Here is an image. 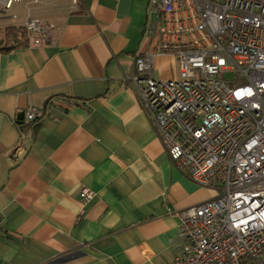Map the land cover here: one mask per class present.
<instances>
[{"label":"crops","instance_id":"1","mask_svg":"<svg viewBox=\"0 0 264 264\" xmlns=\"http://www.w3.org/2000/svg\"><path fill=\"white\" fill-rule=\"evenodd\" d=\"M147 5L54 0L53 43L0 51V264H170L180 212L213 197L171 162L138 101L136 53L156 50L142 41ZM13 16L0 44L24 23ZM153 76L178 78L176 58L155 54ZM28 107L41 121L24 130Z\"/></svg>","mask_w":264,"mask_h":264},{"label":"built area","instance_id":"2","mask_svg":"<svg viewBox=\"0 0 264 264\" xmlns=\"http://www.w3.org/2000/svg\"><path fill=\"white\" fill-rule=\"evenodd\" d=\"M53 2L0 0V11L21 3L22 26L40 46L60 30L42 15ZM79 3L68 0L69 10ZM147 10L142 41L155 38L156 50L136 53L138 101L175 167L214 192L180 212L170 264H263L264 0H148ZM155 54L176 58L178 78L153 76ZM40 116L28 107L25 122Z\"/></svg>","mask_w":264,"mask_h":264},{"label":"trees","instance_id":"3","mask_svg":"<svg viewBox=\"0 0 264 264\" xmlns=\"http://www.w3.org/2000/svg\"><path fill=\"white\" fill-rule=\"evenodd\" d=\"M81 1V0H80ZM80 4V3H79ZM80 6V5H79ZM79 11V8H78ZM26 31L23 26H10L5 29V38L4 41L0 44L1 52H10L18 48L29 47L30 40L26 35ZM41 118L32 121L31 125L21 124L22 128L25 130L26 128L32 126V128H37L39 126V122Z\"/></svg>","mask_w":264,"mask_h":264},{"label":"rangeland","instance_id":"4","mask_svg":"<svg viewBox=\"0 0 264 264\" xmlns=\"http://www.w3.org/2000/svg\"><path fill=\"white\" fill-rule=\"evenodd\" d=\"M46 12H51V11H50V10H46V11H44V12L42 13L43 16H44V18H45V19H48V16H45V15L48 14V13H46ZM12 14H14V15L17 16L16 19L13 18V20L15 21V23H23V20L25 19V13H24V11H23V9H22V4H21V3H16V4H14L13 7H12V9L6 11L5 13L0 12V17H5V16H7V15H12ZM13 20H12V21H13ZM14 21H13V22H14ZM50 21H51V20H50ZM21 26H22V25H21ZM26 35H27V34H26ZM4 36H5V35H4ZM225 78H226V79H232V75H231L230 73H225ZM263 262H264V258H263Z\"/></svg>","mask_w":264,"mask_h":264},{"label":"water","instance_id":"5","mask_svg":"<svg viewBox=\"0 0 264 264\" xmlns=\"http://www.w3.org/2000/svg\"><path fill=\"white\" fill-rule=\"evenodd\" d=\"M23 118V114H21L19 117H18V119H22Z\"/></svg>","mask_w":264,"mask_h":264},{"label":"bare ground","instance_id":"6","mask_svg":"<svg viewBox=\"0 0 264 264\" xmlns=\"http://www.w3.org/2000/svg\"><path fill=\"white\" fill-rule=\"evenodd\" d=\"M25 111H26V110H25ZM23 118H24L23 120H25V112H24V114H23ZM23 120H22V121H23ZM30 123H31V122H30ZM30 123H29V124H30Z\"/></svg>","mask_w":264,"mask_h":264}]
</instances>
